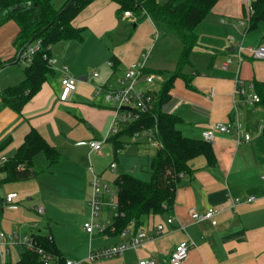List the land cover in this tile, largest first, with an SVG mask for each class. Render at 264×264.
Returning <instances> with one entry per match:
<instances>
[{
  "label": "crops",
  "instance_id": "crops-1",
  "mask_svg": "<svg viewBox=\"0 0 264 264\" xmlns=\"http://www.w3.org/2000/svg\"><path fill=\"white\" fill-rule=\"evenodd\" d=\"M250 1L217 0L215 2L211 11L196 27L197 44L189 55V62L182 69L187 80L181 77L174 79L169 90L170 97L162 104L161 110L177 115L181 120L175 124V128L183 136L191 139L204 140L203 132L213 123L230 122L236 117L241 128L248 131L251 138L236 144L231 133L216 132L214 139L210 141L215 157L214 164L210 165L205 156L201 154L190 158L188 160L190 171L181 173L176 182L172 207L162 213L143 216L140 225L145 226L150 237L136 248L125 250L121 255L95 261L87 260L85 257L89 247L101 248L119 242L122 238L116 233H108L103 237L95 236L96 241L94 240L93 245L94 238L91 242L88 241L87 234L82 230V224L77 227L76 233L83 238L87 237L86 245L84 242H75L71 235L70 241L73 239V243L70 242L69 245L63 246L59 241L62 237L60 236L59 239L58 234L53 236L47 229L32 231L34 227L30 225L31 233L50 234L64 258L75 260L76 264H137L142 258L168 264L171 251L180 240L193 242L187 257L181 264H264V179L261 178L264 173V109L258 103L239 106L237 116L234 109L236 99L234 91L237 81L245 84H253L254 81L264 82V58H255L244 51L238 64L234 44L228 39V36H233L234 40L241 42L243 46L256 47L264 44V20L259 21L257 26L250 30L247 29V23L243 21L246 3ZM132 14L135 20L118 12V4L114 1L93 0L72 19V25L82 29L81 39L61 40L49 48L50 56L56 61L62 58V64L66 65L69 71L72 70L71 74H77V76L74 75L78 79L76 89L69 100L60 101L58 99L60 79L56 84L49 82L50 76H48L40 90L22 106L20 111L2 105L0 100V142L5 138L10 140L0 156L2 153L3 156L6 155V158L13 155L24 134L31 127L37 129L60 153L58 147L64 146L70 138V136L67 138L63 118L74 122H85L87 119L85 123L88 130H92L95 126L98 132H103L104 135L111 118V110L103 103L101 96L93 97V86L95 84L104 85L107 81H111L127 65L138 60L142 51L147 48L152 50L151 55L154 51L157 52L155 59L151 61L150 58L146 61L147 71L160 73L164 80L175 71L181 49L180 41L174 51V58H176L174 60L173 53L168 56L164 42L159 45L160 35L156 27L158 22L148 15ZM118 26H123V29L127 27L129 32L119 31V34H116L115 29ZM86 29L92 31L90 33L98 38L106 34L111 35L109 38L111 45L106 46L108 53L104 63L106 65V61L111 60L116 61L117 64L113 69L106 65L107 71L104 74L97 70L98 77L90 76L89 71L86 72L85 66L83 67L79 60L78 62L72 61L69 57L72 45L78 47L76 43L84 44ZM17 32L18 26L11 19L0 24V61L15 55L16 48L13 41ZM114 33L115 38H113ZM160 33L163 34L161 41L168 39L167 32L161 30ZM201 34L202 45H198ZM228 57L231 58V62L224 68L222 64ZM15 65L16 63H6L0 67V91L18 83L24 77V67L19 69ZM56 74L55 70L51 77ZM61 75L62 73L60 77ZM90 77L96 80L92 79L89 83ZM161 84L162 82L157 84V90ZM86 87L90 89L89 94L81 96V90ZM61 107L62 109L74 108L75 113L70 115L67 111L65 115L68 118H65L62 114H57ZM259 126L262 127L261 130ZM99 137L102 136L91 131L85 140H76L73 143L86 145V155L89 158L94 154L100 155L103 148H106L105 145L108 144L107 151L111 150L113 153L111 161L116 162L113 174L118 168L116 156L125 147H134L136 155L146 152L149 158L148 164L157 150L148 144L144 135L140 134L137 137H118L117 139L122 142V148L119 151H115L112 141L107 140L99 153L89 156L87 140ZM88 165L86 170L89 172ZM97 172L101 173L104 178L106 177L104 170ZM120 173L129 172L115 173V177ZM87 186L89 198V181ZM250 195L255 196V199L242 201L232 206L233 198L245 199ZM2 198L3 196H0V202ZM37 204H42V202L37 201L31 209L42 219L44 227L50 230L46 210L44 208V213L38 215L34 210ZM214 205L221 208L215 216V224L209 220L195 221L189 217L188 208L190 207L203 211L208 206ZM15 207L0 208V224L4 230H10L15 226L16 221L14 223L12 220L14 215H4L3 212ZM169 216H173L170 222L166 220ZM36 219L38 220L37 217ZM159 223L163 225V228L160 233L156 234L155 227ZM65 238L69 239V231ZM11 248L3 249L0 264L1 261L8 264L17 260L20 252L16 259H11Z\"/></svg>",
  "mask_w": 264,
  "mask_h": 264
},
{
  "label": "trees",
  "instance_id": "trees-1",
  "mask_svg": "<svg viewBox=\"0 0 264 264\" xmlns=\"http://www.w3.org/2000/svg\"><path fill=\"white\" fill-rule=\"evenodd\" d=\"M93 0H64L58 7L53 0H0V24L13 20L18 26L14 38L16 53L9 59L0 61V67L8 63H18L20 53L36 39H40V48L25 64L24 77L18 83L0 91L2 105L16 111L36 94L48 76L54 74L43 54L50 56V46L61 40H80L81 28L72 25V19ZM118 4V12L130 11L136 15H148L154 21L163 24L176 35L181 43L175 71L166 78L155 94L150 111L143 113L139 120L123 126L111 135L114 150L122 148L120 136H132L134 132L146 128H155L161 147L156 150L149 163V178L140 179L130 173H120L114 183L117 186L119 214L113 218L116 233L128 223L133 222L135 229L141 218L148 214L168 211L173 204L176 182L181 173L189 172L188 160L204 155L207 162H215L211 143L206 140L191 139L183 136L175 124L181 119L161 110L170 95L176 77L187 80L183 67L189 62V55L197 44L196 27L211 11L217 0H110ZM252 12L247 16V29H254L264 20V0H251ZM246 9L244 10V17ZM114 68L116 61H113ZM253 88L259 96L258 104L264 109V82L254 81ZM9 138L0 142V153L9 143ZM41 153L47 165H53L60 159L57 148L50 144L35 128H30L16 147L13 155L0 165V184L7 181L26 179L36 175L34 157ZM21 166V167H20ZM165 205V208H163ZM36 241L49 252L58 256V264H64V256L55 246L50 234L31 233ZM51 236V235H50ZM8 264H43L34 252L22 250L17 260Z\"/></svg>",
  "mask_w": 264,
  "mask_h": 264
},
{
  "label": "built area",
  "instance_id": "built-area-1",
  "mask_svg": "<svg viewBox=\"0 0 264 264\" xmlns=\"http://www.w3.org/2000/svg\"><path fill=\"white\" fill-rule=\"evenodd\" d=\"M246 16L243 21L247 23V16L252 12L250 2L246 3ZM122 15L125 17H131L135 20L133 14L130 11H123ZM231 43L234 44L238 64L240 63L242 53L248 52L255 58H264V44H260L256 47L243 46L241 42L235 41L233 36H228ZM40 39L34 40L28 44L26 48L20 53L19 60H22L26 64L30 61L32 55L40 48ZM151 55V49L147 48L140 54V58L135 62L126 66V68L119 74H116L111 81H107L104 85L93 86V97L97 98L101 96L102 101L111 110V118L108 123L105 134L99 138H90L87 140L89 146V156L93 153H99L103 147V144L108 138L117 133L123 126L129 125L131 122L139 120L143 113L150 111L155 100V94L157 90V84L164 81L163 76L160 73L149 72L146 70V61ZM43 58L47 60V63L53 67L56 63V59L52 56L43 54ZM231 62V58H227L222 64L225 68L228 63ZM106 65L113 69V61H106ZM54 68V67H53ZM62 75L60 77V89L58 99L60 101H67L70 99L71 94L76 89L78 79L67 72V66L62 65ZM90 76L98 77V71L93 70L89 72ZM212 93V90H211ZM236 99L234 101V109L237 116V107H243L246 105H253L258 103L259 96L253 88V84H245L242 81L236 82V89L234 91ZM262 127L259 126V130ZM231 133L233 140L236 144L248 141L251 138V134L248 131H244L236 117L230 122H215L208 129L203 132V139L210 142L214 139L215 133ZM140 134L144 135L148 144L156 149L161 147V142L156 136L155 128H146L138 132L133 133V137H137ZM7 158L3 155L0 156V165ZM21 167V166H20ZM109 169L113 171L116 167V162L111 161L108 165ZM88 170L90 172V192L88 198L89 218L83 220L82 230L87 234L88 241L95 236H106L108 233L115 234L116 229L113 225V218L116 217L118 212L117 202V186L112 187V182L104 178L101 173L97 172L93 167L91 161H89ZM264 179V173L261 175ZM17 197L16 192H8L0 202V208L14 207V199ZM255 196L250 195L245 199L235 197L232 199L231 204L235 206L242 201H252ZM165 208V205H163ZM34 210L38 215L44 213V207L42 204L34 206ZM219 206H208L203 211H197L193 207L188 208L189 217L192 220H209L212 224L216 223L215 216L220 212ZM168 222L173 220V216H169L166 219ZM36 222L31 224V227H35ZM163 228L162 224H157L155 227V233L158 234ZM122 238L121 241L103 246L101 248L93 249L88 248L86 259L89 261L101 260L114 256L121 255L125 250L133 249L145 242L150 236L147 234L144 225H139L134 231V223H128L124 228L116 233ZM50 235L48 238L50 239ZM21 245L23 250L34 252L41 259L43 264H58V256L46 250L35 239L31 232H23L21 228L14 227L10 230H4L0 224V257L2 258V249L7 247H15ZM193 245L192 241L180 240L173 247L168 264H181L187 257L189 248ZM77 261L64 258V264H76ZM1 264H5L1 261ZM137 264H161L153 259L142 258L139 259Z\"/></svg>",
  "mask_w": 264,
  "mask_h": 264
},
{
  "label": "rangeland",
  "instance_id": "rangeland-1",
  "mask_svg": "<svg viewBox=\"0 0 264 264\" xmlns=\"http://www.w3.org/2000/svg\"><path fill=\"white\" fill-rule=\"evenodd\" d=\"M63 1L64 0H53V3L56 7H58ZM122 27L123 26H118V28L115 29V33L119 34V31L129 32V30H127V27H125V29H123ZM156 27L159 31L160 39L163 37V34L160 33V31L164 30V32H167L166 34L168 36V39H165L164 41H161L159 39L158 42L159 45L160 43L164 42V47L168 50V56L173 53L172 58L175 60L176 58H174V51L177 48L176 46L179 45V39L175 34L167 30V28L163 24L156 23ZM90 32L92 31L88 29L85 30L84 33L86 34L84 36V44L79 45V43H76L79 48L72 45V49L69 51V57L72 61L78 62L79 60V63L83 64V67L85 66L86 72H91L96 69L104 74L107 71L106 65L104 63L108 53L106 46L111 45L109 43V38L111 37V35L106 34L104 37L98 38L95 36V34ZM115 37L116 35L113 38ZM198 45H202V34L201 38L198 40ZM156 54L157 52L154 51V54L150 55L147 61L150 58L151 61L155 59ZM61 59H58L56 63L53 64V67L56 70L57 74L54 75V77L50 76L49 82H55L56 84L59 83L60 73L62 71L61 67L62 65H64L62 64L63 60L61 61ZM25 64V62L19 60V62L16 63L15 66L19 69H22ZM71 71H69L67 67V72L69 74H71ZM74 75L77 76V74L75 73L73 74V76ZM92 79L93 78L90 77L89 83H91ZM93 80H96V78H94ZM88 86L90 87L89 84ZM89 90L90 89L86 87L84 90H81L80 95L85 96L86 94H89ZM63 109L61 107L57 111V114H62L65 118H68L65 115V112L68 111L67 113H69L70 115H73V113H75L74 108L66 107V109ZM63 121H65L63 122V126L67 131V138L69 136L70 138H68L64 146L58 147V149L60 150V159L58 163L49 167L44 156L41 153H38L34 159V168L37 171L36 176L33 175L32 177L26 179L7 181L0 184V196L4 197L8 192H16L18 194L17 198H15L13 201L16 207L12 210H4L3 214L14 215V218H12L14 223L16 221L14 227H19L27 233H29L31 230L36 231L37 229H47L48 231H51V234L53 236H56L58 234L59 239L60 236L62 237L59 241L63 246L69 245L70 242L73 243V239L75 242H84L86 245L87 237L83 238V236L77 234L76 229L77 227L81 226L83 220L89 218V207L87 204V182L89 181L90 184L89 179L91 176L90 173L86 170L89 161H91L96 171H105V178H108L113 183L112 187L114 188L115 173H119L122 171H127L140 179L147 180L149 178V158L146 156V152H142L136 155L134 147H125V149L116 156L118 160V168L113 174L108 167L109 163L113 159V153L111 152V150H109V152L107 151V146H109L108 144L105 145L106 148H103V151L100 155L94 154L89 158L86 155V145H75L73 143L76 140H85L88 137L89 133H91V131H93L94 134H98L100 136H103V132H98L95 126H93L92 130H88L86 127L87 122H74L72 120L70 121V119L64 118ZM6 146L2 151L3 153ZM106 151L108 153H106ZM150 152L151 151H149V153ZM37 201L42 202L46 210V215L49 217L50 230L44 227L42 219L39 218L31 209L33 204ZM3 217L4 216H2V218ZM36 217L38 218V220L36 219ZM43 219L45 220V217H43ZM35 220L37 222V225L30 230V225ZM68 231L69 239L67 240L65 238V235H67ZM71 235H73L72 241H70ZM94 240L96 241V239H93V245ZM22 250L23 247L21 245L12 247L10 251L11 259H16L18 253Z\"/></svg>",
  "mask_w": 264,
  "mask_h": 264
}]
</instances>
